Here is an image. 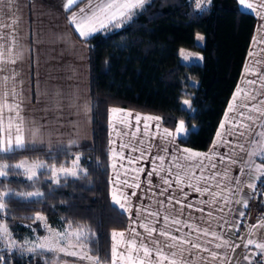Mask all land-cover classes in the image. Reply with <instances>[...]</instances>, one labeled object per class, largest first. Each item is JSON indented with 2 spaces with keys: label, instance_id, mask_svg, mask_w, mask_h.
I'll list each match as a JSON object with an SVG mask.
<instances>
[{
  "label": "trees",
  "instance_id": "16d2710c",
  "mask_svg": "<svg viewBox=\"0 0 264 264\" xmlns=\"http://www.w3.org/2000/svg\"><path fill=\"white\" fill-rule=\"evenodd\" d=\"M256 24L252 14L240 10L238 0H211L202 10L196 8L195 0H148L122 26L109 27L86 40L93 146L73 151L0 153V163L14 165L28 158L70 168L79 155L80 167L87 175L63 178L57 185L50 182L46 169L39 171L35 182L14 174L21 170L10 169L9 176L0 179L2 191L44 193L28 200L9 198L8 215L1 220L12 236L19 242L31 233L48 237L44 222L30 219L40 214L55 232L77 227L90 230L95 235L89 247L93 252L98 250L102 258L109 257L112 232L126 230L129 225L125 213L109 196L110 110L159 116L169 130L183 121L189 134L181 145L209 151L240 81ZM198 35L203 36L202 45L197 42ZM184 50L200 53L202 63L186 65L182 61ZM185 99L191 102L190 110L182 106ZM263 199L261 196L260 202ZM0 256L3 264L53 262L48 252L22 255L0 248Z\"/></svg>",
  "mask_w": 264,
  "mask_h": 264
},
{
  "label": "snow or ice",
  "instance_id": "6c2138e0",
  "mask_svg": "<svg viewBox=\"0 0 264 264\" xmlns=\"http://www.w3.org/2000/svg\"><path fill=\"white\" fill-rule=\"evenodd\" d=\"M148 0H66L64 5L66 10H70L73 6H79L83 4V7H79V11H74L69 16V23L74 26L75 30L78 32L79 36L86 38L95 32H98L109 27H120L124 22L130 19L137 10L143 9L144 5ZM211 0H195L196 8L206 7ZM240 4L245 7L246 10H250L257 16L264 19V0H239ZM11 23V22H10ZM5 27L10 26L4 25ZM261 30H264V25L260 26ZM3 36H0V40H3ZM264 40V37H261ZM4 45L0 44V48ZM250 56L252 53L249 54ZM6 63H15L4 56L3 51H0V75L5 72L3 67ZM250 71L246 68V72ZM14 75L7 76L4 75L2 81H0V86L7 88L8 80H14ZM264 80V77H261ZM259 81L253 80L248 81L245 78V84L255 85ZM260 88L264 89V83H260ZM15 88L9 91L0 92V153H11L16 149H23L26 147L25 137H24V117L21 115L20 103L16 102ZM257 96H264V92L253 89L252 91H245L243 88L238 87L236 93L233 95V103L229 104V112H234L235 117L232 121V127H230L227 132L231 134L233 128L240 129V136H247L251 138L252 147L245 148L243 144H238L236 147L240 149L241 152L245 153V156H239L230 147L229 151L232 153L229 155L225 153L220 157L221 162L225 159L230 161L231 164H236L238 161L243 165L241 168V173L250 177L251 182L245 183L243 187L249 189V193H245L244 196H239V193L243 192V187H239L241 181L239 177H231L229 175V170L226 168L223 173L219 171L212 172L210 175H205V172L209 169H215L216 164L213 163L217 152V141H214L213 148L209 150L208 153L193 152L190 149H183L182 154L178 157L167 155V147L161 148V151L165 155H156L152 157V163L155 165L147 175V183L151 187H161L160 184L152 185L151 177L153 175L160 176L161 184L164 186L161 188L159 193H154V195L162 196L164 199H159L156 201L163 208H167L169 205L180 207L176 209V215L171 214L161 216L160 212L151 211L147 206L143 208H137L136 212L138 216H144V221H148V217H153L155 223L152 222H141L140 227L144 229L146 235H141V233L136 232L133 228L130 233L125 234L123 232H112V246L110 256L107 258H102L99 251L93 252L92 248L89 247L93 243L94 233L90 230H85L82 227H77L74 230H64L61 232H55L51 229L47 223L46 218L40 214H36L30 219L35 221L44 222L45 228L49 232V236L43 239L39 237L35 241L31 239H25L23 246L18 245L15 240L12 239V234L9 230L7 223L0 222V242H6L9 249H17L22 254L23 253H33L36 255H41L44 252L48 253H64L65 255L76 256L80 261L86 262V264H213V262L218 261L219 264H234V262L229 258L228 253L221 254L217 251H212L207 247H204L199 243L200 235L209 236L215 238L218 243L215 244V248L228 249L234 252L236 248L240 245H234L231 241L224 239L220 234L215 231H211V222L205 221L208 227H201L198 224L188 223L186 220H181L179 217L183 216L185 208H193L192 204L185 205L183 200L177 198L169 190L176 186L177 190L183 193L184 187L192 188L193 191L200 193L201 195H208L211 197L210 200L201 201L209 207L217 205L220 201H223V205H228L231 203H236L241 205L243 208L248 207V197L256 198L257 196L264 197V189H258L257 182L264 183V162L256 163V158H260L264 161V99L257 100ZM252 101H256L252 103ZM185 105L189 104L188 100H184ZM113 114L122 113L123 110L113 108L110 110ZM256 113L257 115H253ZM131 113H123L120 123L122 125L128 124L127 117L131 116ZM227 116V114H226ZM137 124L143 119L144 121V133L148 134L151 121L157 122V128H159V122L161 117L159 116H145L141 117L136 115L134 117ZM244 121H247L245 123ZM131 127V125H128ZM225 124L221 123L220 128L224 129ZM185 124L180 121L175 129V132H170L168 129H163L160 133L161 139L172 138L175 140L177 134H185ZM35 134V133H34ZM125 135L135 137V132H125ZM153 138H155L156 133H152ZM225 133L218 132L217 138L220 143L230 144L229 141L224 139ZM171 142V141H169ZM110 143H115V141H110ZM145 145V140L140 138L136 139L135 143L130 139L126 143L121 144V149L128 148L130 153H139L136 157H124L122 152L116 153L115 149L112 148V168L114 171L113 185L116 188L119 184H123L125 187L139 188L140 183L136 180L135 183H129L128 180H120V172L117 170L116 158L119 156L121 160L127 159L129 164L138 162L141 159L147 157L150 154L151 144ZM3 159V157H0ZM167 159V166L165 165V160ZM80 157L77 156L72 162V166L65 167L63 165H57L52 163L50 165L44 163H28L26 161H21L16 164L0 163V177H8L9 170L12 168L21 170L15 175H23L28 181L35 182L38 180V170L46 169L49 173V179L51 183L59 185L61 178H67L69 176L74 178H79L83 173L87 175L85 169L80 167ZM207 161L208 163H205ZM124 168V165H120ZM199 170L200 175H197L196 170ZM127 169H125V175H127ZM134 172H142L143 169H133ZM163 173V175H161ZM42 174V173H41ZM217 177L221 180H227L229 183L233 184L232 189H226L217 182L213 185L211 182L215 181ZM135 179V177H134ZM204 184L205 187L200 185ZM213 187L220 189L219 192L213 191ZM150 190V189H149ZM227 191L228 195H224ZM165 193H168L165 196ZM44 193L40 191L33 192H10V191H0V217L8 215V203L11 197H20L21 199L28 200L32 197H43ZM132 196L136 193L132 192ZM236 196L237 198L233 200L231 197ZM186 195L184 199H186ZM112 201L114 204L118 205L121 210L127 213L131 217L132 205L129 201V196L124 192L116 191L113 192ZM167 201V203H165ZM223 205L217 207V211L223 212ZM195 211L203 212V208H196ZM209 217L212 213L207 214ZM239 215L243 217L245 213L243 211L239 212ZM203 219V217L201 218ZM223 219V217H221ZM132 223L136 224L137 221L132 219ZM227 223V221H225ZM156 225H160L157 227ZM183 227L189 228V232L184 233L182 236H176L172 234L171 229L174 228L176 232H181ZM223 228V224L220 225ZM238 227V226H237ZM264 227V217H260L256 224L249 225V236L254 234V229ZM71 228V226H69ZM135 234L134 236L132 234ZM192 233H196V239H188ZM138 238V239H137ZM240 239H245L241 237ZM210 243V241L208 242ZM190 245V247H186ZM249 246H254L257 251L243 254V259L248 261V264H252V259L259 255L264 256V236L260 240L247 238L244 243V248H249ZM78 249V251L76 250ZM201 252H207V257L200 256ZM4 257L0 256V264H3ZM45 264H53L51 260L45 261Z\"/></svg>",
  "mask_w": 264,
  "mask_h": 264
},
{
  "label": "crops",
  "instance_id": "0c3cea01",
  "mask_svg": "<svg viewBox=\"0 0 264 264\" xmlns=\"http://www.w3.org/2000/svg\"><path fill=\"white\" fill-rule=\"evenodd\" d=\"M85 2H87V0H85ZM65 3L66 0H0V36L4 37L3 40H0V44L4 45L3 48H0V51H3L5 57L15 61V63H6L3 65L5 72L0 75V81H2L4 75H14L15 78L14 80H8L7 88L0 86V92L15 88L17 95L21 96L25 94V92H23L25 89H29L30 91L33 90L36 98H38L36 99L37 105L34 113L26 109L27 104L25 98L16 101L20 103V106H23L21 107V115L26 120H28L29 115H39V119L35 120V125L32 127L29 126L33 134L35 133L33 138L35 141L32 147L33 149L28 151H73L93 146V121L91 113L93 105L91 101L89 77L90 49L86 44V40L106 29L95 32L86 38L80 37L74 26L69 23V16L72 12L79 11V7H83L84 5L80 4L79 6H73L70 10H66L64 7ZM238 3L241 11L252 14L256 18L257 24L237 88H243L245 91H252L255 89L264 92V89L260 88V83H264V80H261V77H264V40L261 39V37H264V30L260 29V26L264 25V19L250 10H246L245 7L240 4L239 0ZM9 24L10 26L8 27L4 26ZM250 53H252L251 56L249 55ZM246 68H249L250 71L246 72ZM245 78L248 81L257 80L259 82L255 85H248L245 84ZM237 88L234 93H236ZM234 93L232 94L228 106H226L227 108L223 118H221V123H224L225 127L221 129L220 123L214 137V141H217V148L215 149L217 155L213 161V163L216 164V168H209L205 172V175H210L215 171L223 173L227 168L231 177H239L241 181L239 187H243L245 183L251 182L250 177L241 173L243 165L239 161L236 164H231L227 159H225L224 162H221L220 159L225 153L229 155L232 154L229 151L230 147L235 153H238L239 156H245V153L241 152L236 145L243 144L246 149L253 146L250 142L251 138L239 135L240 129L233 128L231 134L227 132V130L232 127L233 119H238L235 117L234 112H229V104L233 103L232 98ZM259 99H264V96H257V100ZM255 102L256 101H252V103ZM182 106L184 109L190 110L191 102L189 101L188 105L182 103ZM120 110H123V112L113 114L110 111L109 113L110 141H115L114 144L110 143L109 146L111 170L109 171V196H111L112 201L114 191H116L117 194L119 192H124L129 196V201L132 205V218L130 219L129 215L112 201L113 205L125 213L129 220L128 228L118 232L128 234L134 228L136 232L141 233L143 236L146 235V233L144 229L139 226L140 223H155V221L153 217H148V221H144V216L137 215V208L147 206L151 211L158 210L161 216L169 214L175 216L176 209L180 207L179 205H169L167 208H163L156 203L157 200L164 199V197L154 195V193H159L164 186L161 184L160 176L157 175H153L150 178L151 183L153 186L160 184L161 187L150 188V185L147 183L149 179L147 174L152 171L155 166L152 163V157L156 155H165V153L161 151V148L165 146L167 147V155L174 157L180 156L182 150L185 148L200 153H208L209 151L201 152L181 145L180 141L185 139L189 134V130L185 123V134H177L175 140H172V138L162 140L160 133L163 129L167 128L164 127L161 121L159 122V128L156 126V121L149 122L150 128L148 134L145 135L143 119L137 124L134 117L137 114L142 118L151 115H144L125 109ZM123 113L132 114L127 117L128 124L122 125L120 123ZM253 115L257 114L253 113ZM244 122L247 123V121ZM129 124L131 127L128 126ZM169 131L175 132V130ZM260 131H264V129H260ZM125 132H135L136 136L131 137L125 135ZM153 132L156 133L155 138L152 136ZM218 132L225 133L224 139L229 141L230 144L220 143L217 138ZM140 138L145 140V145L141 147L151 144L149 150L150 154L147 155L146 158L132 164H129L127 159L121 160L119 156L116 158L117 170L120 172V180L126 179L129 183H135L136 180H138L140 187H125L123 184H119L114 188L113 159L110 149L114 148L118 154L122 152L124 157L131 156L134 158L138 156L139 153H130L128 148L122 150L121 144L128 142L130 139L135 143V140ZM26 143H28V141ZM213 143H211L212 146L210 149L213 148ZM262 162L264 161H261L258 157L256 158V163ZM205 163L208 162L205 161ZM121 164L124 165V168L120 167ZM165 165L167 166V159L165 160ZM141 168L143 169L142 172L136 173L133 171V169ZM125 169L128 170L127 175H125ZM196 172L197 175H200L198 169ZM161 175H163V173H161ZM217 182H220L226 189L233 188V184L229 183L227 180H221L220 177H217V179L211 183L215 185ZM200 186L205 187L204 184ZM212 190L216 192L220 191V189L215 187H213ZM169 191L177 198L182 199L185 205H193V208L184 209L183 216L179 217L181 220H186L191 224H198L201 227H208L205 221H210L211 231H215L224 239L231 241L234 245H240V247L236 248L234 252L224 248L217 249L215 248V244L218 243V241L211 235H200L199 243L212 251H217L221 254L228 253L229 258L234 264H248V261L243 259V254L257 250L254 246H249L247 249L244 248L243 245L246 239L252 238L260 240V238L264 236V227L254 229V234L252 236L248 235L249 225L257 223V221L251 222L249 220L248 207L245 209L236 203L223 205V201L209 207L202 204L201 201L210 200L211 197L208 195H201L189 187H184L183 193H181L177 190L176 186L173 185ZM132 192H135L136 195L132 196ZM245 193H249L247 187H243V192L239 193V196H244ZM167 195L168 193H165V196ZM185 195L187 197L186 199H184ZM224 195H228V192L225 191ZM231 198L235 200L237 197L232 196ZM249 201H251V196L248 197V205L250 203ZM262 202L264 205V199ZM165 203H167V201ZM221 205L224 207L223 212L216 210L217 207ZM196 208H203L204 211H195ZM241 211L245 213L243 217L239 215ZM209 212L212 213L211 217L207 215ZM262 212L264 217V209ZM202 217L203 219H201ZM221 217H223V219H221ZM132 219H135L137 223L133 224ZM225 221H227V223H225ZM243 222L246 224L243 226L244 228L242 231L239 232L237 226ZM221 224H223V228L220 227ZM156 226L159 227L160 225ZM171 231L173 235L182 236L184 233L189 232V228L183 227L181 232H176L175 229L172 228ZM132 235L134 236L135 234L133 233ZM196 236V233H192L188 239L195 240ZM241 237L245 239H240ZM209 241L210 243H208ZM186 247H190V245ZM200 256L207 257L208 253L201 252ZM213 264H219V262L215 261ZM252 264H264V256H255L252 259Z\"/></svg>",
  "mask_w": 264,
  "mask_h": 264
},
{
  "label": "rangeland",
  "instance_id": "374dc122",
  "mask_svg": "<svg viewBox=\"0 0 264 264\" xmlns=\"http://www.w3.org/2000/svg\"><path fill=\"white\" fill-rule=\"evenodd\" d=\"M208 4H207V6H208ZM206 7L202 6L198 10H202V9H204ZM197 37H198V39H197L198 44H201L202 45L203 36L202 35H198ZM202 59H203L202 55L200 53H197V52H194V51L184 50L183 53H182V61L184 63H186V64H189V65H192L194 63L195 64H201L202 63ZM194 84H195V82H192V85H194ZM29 91H30L29 89L28 90L25 89L23 91V92H25V94L24 95H21V96L20 95L19 96L16 95L15 96V100L18 101V100H21L22 98H25L26 99L25 102L27 104V108L26 109L27 110H30V111H32V113H34L35 112L36 105H37L36 104L37 103L36 102V99H38V98H36L33 90H31L30 92ZM21 107H23V106H21ZM36 119H39V115H35V114L32 115V116L29 115L28 120H26L24 118L23 127H24V137H25L26 147L23 148V149H16L13 152L28 151V150H32L33 149L32 147H33L34 141H35L33 139L34 138V134L32 132V129L29 128V126L30 127L34 126ZM25 125H28V126H25ZM27 141H28V143H26ZM1 154H6V153H1ZM21 161H26V162H28L30 164L33 163V162L42 163L41 161H38V160H31L30 161V159H28V158H23ZM79 163H80V161H79ZM40 170H38V173H39ZM3 178H5V177H0V179H3ZM67 178H74V177L69 176ZM25 179H26V177H25ZM61 179H63V178H61ZM0 191H2L1 188H0ZM0 222H2L1 221V217H0ZM61 231H64V229H62ZM37 237L38 236L35 235V234L33 235V233H31V234H29V235L26 236L27 239H31L33 241H35ZM12 239L15 240L18 245L23 246V243H24V240L25 239L22 242L17 241L13 236H12ZM40 239H43V238H40ZM0 248L8 249L9 251L11 250V252L19 251L17 249H9L7 247V243L6 242H0ZM76 250L78 251V249H76ZM23 254H25V255H33V253H23ZM51 254L53 256L52 259H53V263L54 264H86V262L80 261L78 259V257H76V256L65 255L64 253H56V254L51 253Z\"/></svg>",
  "mask_w": 264,
  "mask_h": 264
},
{
  "label": "built area",
  "instance_id": "2783aa9c",
  "mask_svg": "<svg viewBox=\"0 0 264 264\" xmlns=\"http://www.w3.org/2000/svg\"><path fill=\"white\" fill-rule=\"evenodd\" d=\"M264 180V178H262ZM257 187L258 189H263L264 188V183L257 182ZM261 201V196H257L256 198H251V201H249L248 205V218L251 222H256L259 220L260 217H263V212H262V202ZM246 223H240L238 226V231L241 232L242 229L244 228L243 226Z\"/></svg>",
  "mask_w": 264,
  "mask_h": 264
}]
</instances>
